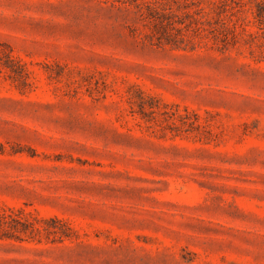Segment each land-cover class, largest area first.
Listing matches in <instances>:
<instances>
[{"label":"rangeland","instance_id":"1","mask_svg":"<svg viewBox=\"0 0 264 264\" xmlns=\"http://www.w3.org/2000/svg\"><path fill=\"white\" fill-rule=\"evenodd\" d=\"M0 208L57 229L0 264H264V0H0Z\"/></svg>","mask_w":264,"mask_h":264},{"label":"trees","instance_id":"2","mask_svg":"<svg viewBox=\"0 0 264 264\" xmlns=\"http://www.w3.org/2000/svg\"><path fill=\"white\" fill-rule=\"evenodd\" d=\"M259 14V13H258ZM9 211L12 214V216L6 214L5 210L0 208V231L3 229V226H8L10 229L14 230L15 232L27 235L31 233H40L41 231H45L46 233H56L57 229L53 225H41L39 223V220L37 221L38 223H33L28 220L20 221L19 217L14 216L13 210L9 209ZM9 216L10 221H8L6 218ZM51 222L55 223L58 222L59 219L56 217H53L50 219ZM59 232H62L59 230Z\"/></svg>","mask_w":264,"mask_h":264}]
</instances>
